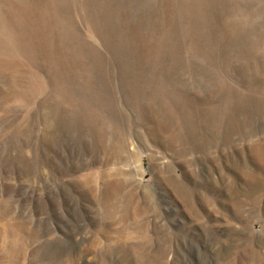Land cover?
<instances>
[{
	"label": "rangeland",
	"instance_id": "obj_1",
	"mask_svg": "<svg viewBox=\"0 0 264 264\" xmlns=\"http://www.w3.org/2000/svg\"><path fill=\"white\" fill-rule=\"evenodd\" d=\"M0 264H264V0H0Z\"/></svg>",
	"mask_w": 264,
	"mask_h": 264
},
{
	"label": "bare ground",
	"instance_id": "obj_2",
	"mask_svg": "<svg viewBox=\"0 0 264 264\" xmlns=\"http://www.w3.org/2000/svg\"><path fill=\"white\" fill-rule=\"evenodd\" d=\"M109 194H110V196H112V195H113V193H110V191H109Z\"/></svg>",
	"mask_w": 264,
	"mask_h": 264
}]
</instances>
